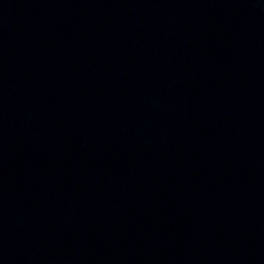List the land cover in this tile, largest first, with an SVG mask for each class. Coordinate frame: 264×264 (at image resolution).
Segmentation results:
<instances>
[{"label": "water", "instance_id": "95a60500", "mask_svg": "<svg viewBox=\"0 0 264 264\" xmlns=\"http://www.w3.org/2000/svg\"><path fill=\"white\" fill-rule=\"evenodd\" d=\"M0 264H264V0H0Z\"/></svg>", "mask_w": 264, "mask_h": 264}]
</instances>
